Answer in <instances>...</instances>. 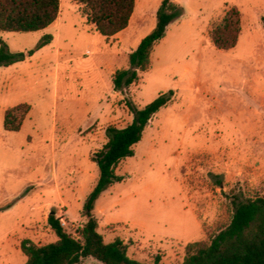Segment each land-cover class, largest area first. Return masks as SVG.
<instances>
[{
	"label": "rangeland",
	"instance_id": "rangeland-1",
	"mask_svg": "<svg viewBox=\"0 0 264 264\" xmlns=\"http://www.w3.org/2000/svg\"><path fill=\"white\" fill-rule=\"evenodd\" d=\"M163 0H136L129 26L107 38L82 6L63 0L65 14L48 28L5 32L10 51L53 40L26 60L0 67V264H24L25 238L57 240L55 212L79 236L87 196L99 177L92 155L109 126L133 121L160 93L172 100L150 121L135 155L124 159L93 215L107 242L122 239L143 262L183 264L189 242L209 240L229 223L233 197L264 195V0H172L184 14L151 54V66L122 91L113 76L156 26ZM242 12L236 47L218 49L209 36L230 6ZM187 9V11H186ZM31 111L19 131L5 111ZM80 264H104L88 257Z\"/></svg>",
	"mask_w": 264,
	"mask_h": 264
},
{
	"label": "trees",
	"instance_id": "trees-1",
	"mask_svg": "<svg viewBox=\"0 0 264 264\" xmlns=\"http://www.w3.org/2000/svg\"><path fill=\"white\" fill-rule=\"evenodd\" d=\"M74 1L82 6L87 21L94 25L95 30L107 38L129 26L136 6V0ZM60 10L61 0H0V31L30 33L48 28L58 20ZM184 10L183 5L172 0L162 1L156 26L129 54V67L115 72L113 82L116 91L140 80V74L151 66L155 44L166 36L170 23L181 17ZM241 32L242 12L233 5L226 9L220 21L212 25L209 36L218 49L230 50L238 44ZM53 38L52 34H45L27 53L10 51L8 43L0 38V67L26 60ZM173 95L174 90L162 92L141 109L131 106L134 113L131 123L121 128H107V142L92 155V160L98 165L99 177L84 203L88 219L79 236L69 233L55 212L50 213L48 223L58 238L48 243L23 239L20 248L27 257L25 264H80L88 257L104 264H162L160 255L153 262L131 257L126 243L120 238L107 242L99 231V220L93 211L100 195L113 183L124 179L117 174L119 164L135 155L134 146L143 139L150 121L172 100ZM31 108L26 102L8 108L4 116L5 129L19 131ZM232 203L234 210L229 223L209 240L189 242L183 264H264V195L244 199L235 195Z\"/></svg>",
	"mask_w": 264,
	"mask_h": 264
},
{
	"label": "crops",
	"instance_id": "crops-1",
	"mask_svg": "<svg viewBox=\"0 0 264 264\" xmlns=\"http://www.w3.org/2000/svg\"><path fill=\"white\" fill-rule=\"evenodd\" d=\"M184 5V8L186 7L187 8V3H183ZM186 11H187V9H186ZM184 12H185V10H184ZM63 14H65V11H64V6H63V0H61V10H60V15H59V18H58V20H60V19H62L63 17ZM169 27V26H168ZM125 30V29H124ZM123 31V30H122ZM121 31V32H122ZM167 32H168V28H167ZM167 32H166V34H167ZM4 33L5 32H2V31H0V38H3L4 39ZM119 34H121L120 32L119 33H117L115 36H113L114 38H116V39H119ZM140 43V42H139ZM5 116V115H4ZM22 242V241H21ZM36 242V241H35ZM21 245V244H20ZM20 247V246H19ZM21 249V248H20ZM22 251V250H21ZM26 260H27V257H26ZM26 262V261H25ZM25 264V263H24Z\"/></svg>",
	"mask_w": 264,
	"mask_h": 264
},
{
	"label": "built area",
	"instance_id": "built-area-1",
	"mask_svg": "<svg viewBox=\"0 0 264 264\" xmlns=\"http://www.w3.org/2000/svg\"><path fill=\"white\" fill-rule=\"evenodd\" d=\"M63 224V223H62Z\"/></svg>",
	"mask_w": 264,
	"mask_h": 264
}]
</instances>
